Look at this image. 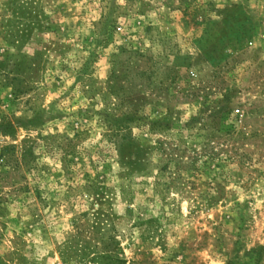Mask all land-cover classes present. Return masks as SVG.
<instances>
[{
	"label": "rangeland",
	"instance_id": "1",
	"mask_svg": "<svg viewBox=\"0 0 264 264\" xmlns=\"http://www.w3.org/2000/svg\"><path fill=\"white\" fill-rule=\"evenodd\" d=\"M0 264H264V0H0Z\"/></svg>",
	"mask_w": 264,
	"mask_h": 264
},
{
	"label": "trees",
	"instance_id": "2",
	"mask_svg": "<svg viewBox=\"0 0 264 264\" xmlns=\"http://www.w3.org/2000/svg\"><path fill=\"white\" fill-rule=\"evenodd\" d=\"M120 126H121L120 123H116V127H117V128L113 130L115 136H118V134L121 133V132H120V130H121V129H120ZM119 262H120V261H119Z\"/></svg>",
	"mask_w": 264,
	"mask_h": 264
}]
</instances>
